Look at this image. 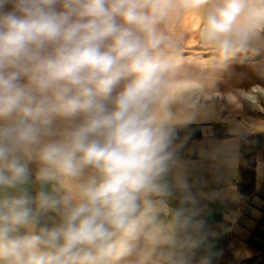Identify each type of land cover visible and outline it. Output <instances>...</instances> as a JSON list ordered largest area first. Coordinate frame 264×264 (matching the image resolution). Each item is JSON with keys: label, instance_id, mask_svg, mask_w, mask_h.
I'll return each mask as SVG.
<instances>
[{"label": "clouds", "instance_id": "9594fccd", "mask_svg": "<svg viewBox=\"0 0 264 264\" xmlns=\"http://www.w3.org/2000/svg\"><path fill=\"white\" fill-rule=\"evenodd\" d=\"M185 13L215 70L262 40L264 0H0V264H190L203 226L165 180L201 89L165 28ZM34 161L50 190L7 195Z\"/></svg>", "mask_w": 264, "mask_h": 264}, {"label": "crops", "instance_id": "0c3cea01", "mask_svg": "<svg viewBox=\"0 0 264 264\" xmlns=\"http://www.w3.org/2000/svg\"><path fill=\"white\" fill-rule=\"evenodd\" d=\"M228 78L224 85L218 80L208 92L231 93L226 97L232 100L240 91L245 96L253 90L247 73ZM204 83L200 75H188L187 86ZM206 105L173 106L178 119L171 125L172 159L165 177L169 205L180 206L185 192L179 185H186L195 204L184 206L196 210L194 220L203 226V243L192 251L190 264H199L203 256H210L211 264H264V115L246 108L219 112L211 110L209 102ZM38 168V162L29 163L30 181L6 194L25 191L34 197L50 190L51 185L36 180ZM54 217V213L41 217V224L53 226Z\"/></svg>", "mask_w": 264, "mask_h": 264}, {"label": "rangeland", "instance_id": "374dc122", "mask_svg": "<svg viewBox=\"0 0 264 264\" xmlns=\"http://www.w3.org/2000/svg\"><path fill=\"white\" fill-rule=\"evenodd\" d=\"M200 21L198 14L185 13L179 19L173 18L167 25L166 31L182 42V52L185 58L184 70L190 77L200 75L205 80L204 86H198L197 93L193 90L190 99L185 104L194 108L195 105L207 106L210 103V109L219 112H239L246 108L250 112L264 115V33L261 34L262 40L253 41L249 49L244 52H238L224 62V67H218L216 70L212 67L216 63V56L210 46L204 44L200 39ZM248 75V84L257 98V104H252L243 94V91L234 99H228L227 94L213 95L208 92L217 81H229L232 74ZM221 76V77H220ZM200 101V103H199ZM215 106V108H213Z\"/></svg>", "mask_w": 264, "mask_h": 264}, {"label": "bare ground", "instance_id": "6f19581e", "mask_svg": "<svg viewBox=\"0 0 264 264\" xmlns=\"http://www.w3.org/2000/svg\"><path fill=\"white\" fill-rule=\"evenodd\" d=\"M245 96L250 101H254V100L256 101L257 100L256 96L253 93H251V92L245 93Z\"/></svg>", "mask_w": 264, "mask_h": 264}]
</instances>
